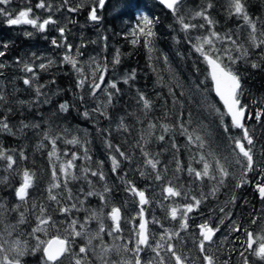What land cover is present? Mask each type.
I'll return each instance as SVG.
<instances>
[{"label": "rangeland", "instance_id": "obj_1", "mask_svg": "<svg viewBox=\"0 0 264 264\" xmlns=\"http://www.w3.org/2000/svg\"><path fill=\"white\" fill-rule=\"evenodd\" d=\"M133 1L138 2L139 5L143 2V0ZM144 1L148 3L150 9L156 0ZM39 2L40 0H30V2L29 0H13L7 6L0 5V7H7L13 15H17L20 10L32 7V15L39 17L41 22L49 16L57 21L56 24L49 25L46 31L41 32L30 25L9 26L6 23L7 17L0 16V26L5 24L15 30L21 29V37L30 36L26 33L32 35L19 50L11 49L12 44L16 41L11 39L16 34L11 36L9 43H6L7 52L6 47H4L6 41L0 33V49L5 53L4 56L0 57V64L3 65V67H0V91L6 74L9 76V84H17L19 80L23 79L24 75L32 81L31 85H26L32 97L25 99V101L30 102L37 113L34 115L30 113L31 110L29 116L23 120V116L20 115V119L16 121H0L7 123L11 129V132L0 131V149L6 150L7 154L13 156L16 160L12 169L21 173L22 176L24 171H28L33 177L32 187L28 190V203L31 204L30 209L33 213L30 216L32 226H36V216L39 215V208L33 209V204L43 205L47 209L46 215H50L61 229L73 218L70 216L76 210L72 209L66 218L60 212L62 207L71 208L72 204H76L77 208L81 207L84 210L83 219L79 220L77 217L79 215L75 214V219H78L81 223L89 215L86 210L90 208L92 210L98 209L97 205L99 203L97 201V205L92 203L88 209L84 200L81 204L79 200L76 201L74 198L68 199L69 191L64 187L65 177L59 171V168L62 164L67 165L68 161H73L77 167L82 169L78 173L75 171L76 167L68 169L71 175L79 177L75 181H88L89 174L92 171L103 172L105 180L102 185L107 184L111 189L110 192L106 193L108 207L103 208L105 217H107V213L112 206L120 207L122 213L121 225L124 229L121 234L122 238L116 239L113 236L102 234L103 243L112 249L108 253H103L100 247L101 242L93 239L90 255L87 258L88 264H105V261H107V264H112V262L120 264L124 259L131 257V253L122 251V246L127 244L130 239L133 226L139 223L138 197L128 190L132 186L144 191L149 200V204L145 205L144 209L149 230L153 235L151 243L153 246L157 242L164 244V247L157 250L161 253L165 264H175L171 254L165 250L167 243H172L175 246L176 252L182 256L184 264H187V260L189 263L195 264L196 259L200 261L199 263L204 264L202 254L197 247L200 241L199 231L192 230L190 227L205 222L219 229L218 236L213 240V243L206 245L208 254L215 257L216 264H231L233 259L235 264H243L241 252H244V255L248 257L249 264H264L251 250L245 251L246 236L244 235V229L250 230L252 228L255 230L253 239L256 241L253 244V249H258L259 243L264 242V233L261 232V229L264 228V199H259L256 189L257 184H260L257 182L258 179L264 183V118H261V112L264 111V92H255L252 89L248 91L249 87L241 84L243 92L241 103L246 107L247 112L253 115L250 122L247 119L244 120L253 143L250 146L247 145L246 141L244 143L246 147L252 149L255 170L248 172L247 176L243 177V180L247 182L237 187L236 185L241 183L243 169L235 163L234 145L230 136L240 138L243 133L238 130L237 135L235 129H230V133L224 131V124L230 126V119L226 121L225 116L222 123L221 117L216 111V109H220L223 112L224 108L213 94L212 88L207 85V81L210 80L209 69L208 71L205 70V74L202 76L200 70L193 68L189 63H183L181 61L182 46H178L170 40L168 33L163 37L162 40L165 41L163 43L160 38H156L161 47L155 41L154 44H148L145 51L148 61L147 74H151L153 79L150 95L153 99L160 100V102L169 99L171 107L174 108L178 117L181 116L183 109L188 108L189 112L186 113L188 117L184 116V119L188 118L194 124L188 128L191 134L185 135L182 131L176 134L172 127L173 123L176 124L175 120H172L173 123L171 124H165V121L161 122V120L166 119L165 116L158 118L155 113L146 112L143 101L140 99L141 95L146 99L145 94H142L138 89L126 91L123 94V100L109 101L110 84L114 81L128 80L136 71L135 69L122 72L116 71L114 60L117 56L111 53L110 48L116 40L124 42L123 45L126 44L128 49H134L133 45H136L138 40L144 41L143 35L133 36L132 32L138 26L143 25L144 17L150 19L147 8H137V5H133L129 9H125L124 6H120L122 4L119 0H108L103 9L97 7L98 0H68L67 5H63V0H45L46 5L50 4L52 6L49 11L36 8L35 5ZM209 4L212 5L211 8H215L220 14L234 16V19L238 18L229 14L230 0L183 2L179 4L177 10L183 17L193 18L197 12L210 10L211 8H208ZM68 7H77L78 10L69 12ZM92 7H97V15L100 16L98 22H93L88 18ZM262 10L263 15H261V18L253 21L256 25L264 19V5L260 8V12ZM5 25L4 27H6ZM59 28L64 29L63 37L60 35ZM103 28H108L110 34L117 31V38L110 40L108 35L103 34ZM250 32L251 29L245 22H240L239 27L231 30L230 34L224 35L225 38L218 36L219 39L212 40L215 46L221 43V45L227 47L229 45H225V43L232 44L227 37L230 36L232 39V35H234L236 44L230 46V55L231 53L234 55L238 46L242 45L243 50L247 48L256 49L264 56V45L254 47L253 43L249 41ZM256 36L255 43H259L261 39H264L259 31H257ZM54 39L61 45L60 47L52 44ZM133 40H137V42L134 44ZM197 43H199L198 40L193 44L194 49ZM68 46H71V51H69ZM204 48L208 50V45H204ZM171 54L174 62L171 61ZM220 54L223 55L224 62L229 63L227 59L229 54L225 52ZM65 55L71 56L73 60L78 62L77 68L81 69V73H78L70 63L64 60ZM1 59H3V62H1ZM202 63L206 65L204 60ZM24 64L30 65L33 72L24 71ZM41 64L46 65L44 70H41ZM97 65L101 68L107 65L103 83L99 81L101 73L97 70ZM5 68H8V70L5 71ZM234 71L239 77L243 75L239 71ZM62 74L68 75L70 79L73 77L76 84L72 97L73 106L66 103L68 106L67 111H62L60 108V105L65 104V102L63 100L58 101L59 98L62 99V95H60L62 87L53 83L57 81L56 77H60ZM82 78L84 83L80 85L79 81ZM143 79L144 74H142L141 80ZM93 83H100V89L96 90L95 95L91 94ZM37 87L40 89L39 95L37 94ZM19 101L18 103L21 104ZM54 101H58V103ZM21 102L25 105V102ZM24 105L21 104V106ZM184 106L186 107L184 108ZM97 108H99V111H95ZM85 112L88 113L87 116L84 115ZM100 112H104L105 115H101ZM11 114L9 112L7 116H11ZM257 114H260L261 119L255 118ZM24 125H27V127ZM149 125H155V128H151ZM162 125H169L167 133H165ZM3 132H7L9 136H22L21 145L11 149V145L15 143L5 140L2 135ZM45 135L48 136V139H45ZM161 135L164 136L163 140L158 139ZM180 135H182L183 140V136L187 140L189 136L193 139V143H189L188 140V144L185 145L186 149L183 151V144L180 145L177 142ZM194 135L203 138L205 143L203 150L198 149L199 142L196 141ZM55 136H60V138L67 141L76 138L79 143L71 145L76 146L78 151H67L65 148L67 144H59L55 140L56 152L50 156L53 149L51 141L56 139ZM117 148H119V152L116 150ZM120 152L125 155L121 156ZM209 152L214 153L215 158L221 159L222 162L225 157L229 161L228 171L230 175L223 185H218L215 181L207 179L203 182L198 181L194 178V175H189L187 171L189 166L201 170L202 165L198 167L197 161H199L201 155ZM21 153L26 158H22ZM79 153H81V157L73 160V154L78 156ZM144 153H148V156L146 157ZM113 158L118 162L115 171H113ZM147 159H152L154 162L158 161L156 170H153L147 164ZM209 160L212 161V157H209ZM96 165L97 170H95ZM85 168L89 169L87 173H85ZM177 168L181 170L177 171ZM54 169L57 174L55 181L52 176ZM3 171L4 168L1 165L0 185L6 181ZM157 173L162 177L159 181L155 179ZM70 180L72 181V179ZM174 180L182 195L181 197L166 199L163 188L167 186L175 187L172 184ZM53 183L61 184V188L52 189V194L57 196L59 203L48 198L49 189ZM92 184L94 185L93 182ZM214 184H216L217 190L214 193L215 195H212L211 188ZM81 186L83 187V183ZM251 191H254L256 196ZM216 195H224L222 201L216 203L218 207H230V212H225L226 216L218 218V214L211 209V201H216L215 198V200H212V197H216ZM78 196H81V194H78ZM192 197L203 198L199 207L189 213L188 223H192V225L189 224L188 230L182 231L179 228V221L170 219V211L175 206H180L182 211L183 205L194 203ZM179 198L188 201L182 204L178 201ZM0 205L5 206V202L0 200ZM16 205H20V207L24 205L25 207L27 204H22L19 201ZM5 208L8 209L7 206ZM9 213V210L5 212L4 209H0V233L9 241L4 247L9 249L8 252L11 256H14L15 253L11 251L13 240L19 239L21 243L26 240L29 247L35 245L36 241L28 235L32 227L28 226V231H23L24 228L9 222L11 216ZM179 215L180 212H178ZM133 217H137V219H133ZM16 218H19V216L17 215ZM253 220H256L255 224L252 223ZM153 221H159V224L153 223ZM104 223L109 226L112 222L105 219ZM11 225L16 226L15 231L12 232L11 236H8L5 227ZM236 226H239L241 231H233ZM87 227L91 232L98 230V224L94 221H90ZM165 229L168 230L167 233ZM49 231V236H44L41 233V238L48 239L51 235L56 234V229H50ZM176 232L179 233L178 236L173 235ZM161 236L164 237L163 241H160ZM169 236H171V240H169ZM176 238L177 241H175ZM86 244V237L76 238L74 251L78 252L79 247ZM118 248H120L119 254L117 253ZM39 254L40 252L25 255L22 258V260L25 259L23 264H43ZM141 255L145 262L153 260V264H156L158 258L151 249H146ZM101 256L104 257L103 260ZM0 260L2 259L0 258ZM66 264H68L67 261ZM72 264H74V261Z\"/></svg>", "mask_w": 264, "mask_h": 264}, {"label": "snow or ice", "instance_id": "obj_2", "mask_svg": "<svg viewBox=\"0 0 264 264\" xmlns=\"http://www.w3.org/2000/svg\"><path fill=\"white\" fill-rule=\"evenodd\" d=\"M13 0H0V5L7 6L11 4ZM30 2V0H29ZM159 3L161 5H164L166 8L172 10L174 14L177 13V9L179 4L181 3V0H159ZM68 0H63V5H67ZM62 5V6H63ZM105 5V0H98L97 7L99 9H103ZM36 8L40 9H47L51 10V5L45 3V0H40L39 3L35 5ZM82 7V5H81ZM97 7H92L89 12V20L93 22H98L100 20V16L97 15ZM212 5L209 4L208 8H211ZM59 10V9H58ZM69 12H75L78 10L77 7H68L67 9ZM33 9L32 7H28L26 9L20 10L17 15H13L12 12H10L7 7H0V16L7 17L6 23L9 26H18V25H30L32 28H36L41 32H44L48 29L49 25H54L57 23L56 20H54L51 16L48 18H45L40 21L39 17H34L32 15ZM230 15H235L239 18H242L245 22V24L251 29V32L249 34V41L253 43L254 47H260L261 45H264V39H261L259 43H255L257 36V25L254 23L251 18L248 16V14L245 11V4L243 3V0H230ZM202 18L204 21L207 22L209 26H211L214 22L210 19V17L206 14V10L202 12L195 13V16L193 18ZM179 22L182 26V29L187 32L190 29H194L197 27V25L185 23L184 17L182 15L179 16ZM152 20L148 19L147 17L143 18V25L138 26V28L132 32L133 36L143 35L144 36V43L146 45L151 43V37L154 36V32L152 31ZM199 27H204L203 24L199 25ZM61 37L64 36V29L59 28ZM27 35H31V33H26ZM211 36L216 37L219 39L218 35L216 33H211ZM261 36H264V33H261ZM230 43L236 44L235 40H232L231 37H227ZM197 40L199 43L196 44L195 50L200 53V55L203 57L204 62L207 64L209 71V76L212 81L213 89L215 91V94L217 97H219V100L223 104L224 111L221 112L220 109H216L217 113L221 117V121L223 123V118L226 116L230 118V126L228 124H224V131L226 133H230V129H238L240 130L243 135L240 138L231 137L234 148L233 153L236 156L235 163L243 169L241 183H238L236 186L240 187L242 186V183L247 182L243 180L244 176H247L248 172H252L255 170L254 167V160L252 155V149L251 147H246L244 141L247 142V145H252L253 141L251 137L249 136V132L247 127L245 126L244 120L246 118V107L241 103V96L243 95L242 89H241V82L239 76L236 74V72L231 67L232 64L236 63L237 59L240 57H233L232 55H228L227 59L229 63L224 62V57L221 55V49L217 48L215 44L213 43V40L210 37H197ZM137 40H133V43L135 44ZM52 44L54 46L60 47L61 45L57 43V41L54 39L52 41ZM204 45H208V50H205ZM4 47H7V45H4ZM69 51H71V46H68ZM237 50H241L243 55H247V51L243 50V46H238ZM230 49H225V53H230ZM5 53L3 51H0V57L4 56ZM64 60L70 63L74 69L77 70L78 73H81V69L77 68V61L73 60L71 56L65 55ZM115 63H119V56L114 60ZM19 63V61H18ZM51 63V62H50ZM253 67H256L257 65L253 64ZM0 67H3L2 64H0ZM41 70H44L46 68V65L41 64L40 65ZM24 71L26 72H33V68L28 65L24 64ZM97 70L100 71L99 81L100 83L104 82V73L107 71V65H104L102 68L97 65ZM134 74L132 77H129V79H133ZM128 80H125V83H127ZM23 83L25 85H31L32 81L31 79L25 78ZM80 85H83L84 79L82 78L79 81ZM100 83H93L92 88V95H95L96 90L100 89ZM110 87L113 89H117L116 83H111ZM37 94H40V89L37 87ZM111 93H108L109 101L111 100ZM4 97L0 96V100H3ZM140 99L143 101V106L145 109H149L151 107L150 102L145 99L142 95ZM67 104H61L60 108L62 111H67ZM95 111H99V108L95 109ZM101 115H105L104 112H100ZM85 116L88 115L87 112L84 113ZM256 119H260V114H257L255 117ZM6 119V118H5ZM27 127V125H24ZM151 128H155V125H149ZM165 133L169 130V125H162ZM181 129L183 133L187 132V129L184 128L183 125H181ZM0 131H7L11 132V129L7 123L0 122ZM59 137H57L58 139ZM45 139H48V136L45 135ZM158 139L163 140L164 136L161 135L158 137ZM196 141L199 142V148L203 149L205 147V143L202 137L196 136ZM189 143H193V139L191 136L188 137ZM53 145L52 152L50 153V156L54 155L56 152V146H55V139L51 141ZM67 143L70 144H78L79 141L76 138H73L71 140H68ZM111 147V145H109ZM118 152L120 151L119 148L116 149ZM238 150V151H236ZM121 156H124L125 154L123 152H120ZM144 155L147 157L148 153H144ZM22 158L23 153H21ZM209 157H212V161L209 160ZM79 157L73 154V160L78 159ZM242 158V159H241ZM0 159L6 160L8 168H12V166L16 163V160L13 158V156L8 155L6 150L0 149ZM214 161V163H213ZM147 164L151 166L153 170L157 169V162H154L152 159H147ZM198 163L202 164L201 170H196L192 167H188L187 171L189 175H194V178L198 181L203 182L205 179L209 181H215L218 185H223L225 180L229 177L230 173L228 171V165L229 161L225 157L223 159V162L219 158H215L214 153H207L206 155H201ZM113 163V171L116 170L118 167V162L115 158L112 159ZM76 165L73 163V161H68L67 165H61L59 168V171L63 173L65 180H64V187L67 188L68 183L70 179H78L79 177L75 175H71L68 171V169L75 168ZM180 168H177V171H180ZM89 169L85 168V173H87ZM53 180L55 181L57 178L56 170H53L52 173ZM91 176H98L100 181L105 180V176L103 172H97L92 171ZM155 179L157 181L161 180L162 177L159 173H157ZM33 183V177L32 174H30L28 171L23 172L22 176V183L19 188H17L16 191V197L17 199L22 203L26 204L28 202V190L32 187ZM170 184V182H169ZM216 184L213 185L212 192L213 194L217 190ZM90 190L86 193V196H98L99 200L101 202V208L99 210H86L89 212V215L85 218L84 222L81 223L78 219L72 218L69 220L67 225L61 229L58 225V223L52 219L50 215H46L47 209L43 205L37 206L36 204H33V209L39 208V215L36 216V226L32 228L31 232L28 234L32 239L36 241L35 245H32L31 247L28 246L27 241L25 240L23 243L19 239H15L12 242L11 251L15 253L14 256H8L4 255L3 259L0 260V264H23L22 258L25 255L29 254H35L36 252H42V262L43 264H66V261L68 264H72L74 261V264H88L87 258L90 255V249L92 246L93 239L99 240L100 247L103 251V253H108L112 249L106 246L103 243V235L107 236H113L116 239L122 238L121 234L123 232V228L121 225V219H122V213L121 208L117 206H112L110 211L107 213V217H105L103 213V208L108 207L107 202V196L106 193L110 192L111 189L105 184L103 186V191H96L95 186L92 184L91 181H89ZM54 188H61L60 183H53L49 189V200L59 203L57 196L52 194V189ZM134 196L138 197V204L140 211L138 213V220L139 223L134 225L131 229L130 233V239L128 240L127 244L122 246V251L125 253H131V257L124 259L120 262V264H153V260H148L145 262L142 257V253L146 249H151L152 252L155 253L156 258V264H165V260L163 257H161V253L157 250L159 248L164 247V244L157 242L155 246L151 243V240L153 238L152 233L149 230L148 226V220L146 218L145 209L144 206L149 204V200L146 197V194L144 191L138 190L135 186L130 187L128 189ZM164 193L166 194L167 198H175V197H181L182 193L177 188L173 186H167L163 188ZM257 191L259 193V196L261 199H264V183L257 184ZM70 190L68 199H73ZM76 199H79V197H75ZM203 198V197H202ZM202 198L197 199L196 197H192V200L194 203H188L186 205H183L182 211L180 209V206H175L171 208L170 211V219L172 221H179V228L182 231H186L189 228L188 223V217L189 213H192L196 208L199 207L200 203L202 202ZM83 201H81V204ZM20 205H16L11 209V211H19ZM0 209H4V211H8L9 209L5 208L4 205H0ZM76 209V211H80L79 208H77L76 204H72L71 208L65 206L60 209V212L62 215H64L67 218L68 213L72 210ZM223 211V209H221ZM178 212H180V215L178 216ZM105 219H109L112 223L109 226H106L104 223ZM133 219H137V217H133ZM90 221H96L98 224V230L95 232H91L88 230L87 225ZM26 222V217L23 212L20 213V218L18 220L19 224H24ZM63 223V222H61ZM153 223L159 224V221H153ZM253 224L256 223V220L252 221ZM15 225L6 226L5 231L8 233V236L12 235V232L15 231ZM162 227V225H161ZM199 228V237L200 241L197 245L199 252L202 254L204 264H216L215 257L213 255L208 254V249L206 248V245H211L213 243V238L215 237L216 233L219 231L218 228H215L211 226L208 222L201 223L197 225ZM50 229H56V234L51 235L48 239H42L40 234L42 233L44 236L50 235ZM167 229H165V232L167 233ZM233 231L239 232L241 231V228L239 226H236L233 228ZM247 240H246V248L245 251H250L258 257L260 260L264 261V242L259 243L258 249H253V243L255 242L253 239V232L249 231L248 229H244ZM261 232L264 233V228L261 229ZM173 235L178 236L179 233H173ZM78 237H86L87 244L85 246H80L78 249V252L74 251L75 247V240ZM0 240L3 242L0 243V253H6L9 251L8 248H5L4 245L8 244L9 241L5 239L2 235H0ZM164 237H160V241H163ZM169 240H171V236H169ZM131 245V247H129ZM168 253L171 254V258L174 260L175 264H184V260L181 255L177 254L175 246L172 243H167L166 249ZM120 248L117 249V253L119 254ZM240 255L243 257V264H249V259L247 256L244 255V252H241ZM101 259L103 260L104 257L101 256ZM105 264H107V261H105ZM112 264H116V262H112Z\"/></svg>", "mask_w": 264, "mask_h": 264}, {"label": "trees", "instance_id": "obj_3", "mask_svg": "<svg viewBox=\"0 0 264 264\" xmlns=\"http://www.w3.org/2000/svg\"><path fill=\"white\" fill-rule=\"evenodd\" d=\"M194 1L195 0H184L183 2L192 3ZM119 2L122 4L120 6H124L125 9H129L130 6L133 5H137V8H141V7L147 8L148 9L147 11H149L150 13V20H152L153 22L152 31L154 32V36L150 38L151 44H154V42L157 41L156 38H160V40L164 39L163 37L167 35L166 33H168V35L170 36V40L175 42L176 45L182 46L181 61H183V63H189L193 68L200 70V75L202 76H204L205 70L208 71V67L207 64L204 65L202 63L203 57L200 56L199 53L194 49L193 44L197 40V37H210L211 39L216 41L215 40L216 37L211 36V33L214 32L218 36L225 38L224 37L225 34H230L229 32L231 30H234L235 28L239 27L240 22H244L242 18L238 17L234 19L235 18L234 16L233 17L229 15L225 16L223 14H220V12L217 11L215 8H211L210 10L206 11V14L214 22L211 26H209L207 22L204 21L202 18L184 17L185 23L197 25L196 28L190 29L189 31L185 32L182 29V26L179 22V16L182 14L178 12V10H177L178 14H174L172 11L167 10L163 5H161L157 1H155V4L150 9L148 3L145 2L144 0L141 5H139L138 2L133 0H119ZM243 3L245 4V11L252 21H256L257 19L261 18V15H263V10L260 12V8L263 7L264 0H243ZM201 24H203L204 27L202 28L199 27V25ZM4 25L5 24H3V26H0V33H2L3 39H5L6 41L5 45H7L6 43H9L11 36L16 34L11 39V40H16L12 44L11 49L19 50L20 48H22L23 44L25 43V40L20 35L21 29L15 30L14 28L7 27L6 25H5L6 27H4ZM257 31H259L260 34L264 33V19L262 22L257 23ZM103 34L108 35V38L110 40H115L117 38V31L115 33L110 34L108 32V28L106 29L103 28ZM234 37L235 36L232 35V40H234ZM163 42L165 41L162 40V43ZM123 43L121 41L116 40L114 42V45L110 48V51L113 55L119 56V63H115L114 68L116 71L119 70L121 72L129 71L131 69H135L136 71L134 73L135 74L134 78L128 79L127 83H125V81H114L119 91L113 88L110 89V93L112 94L111 101L116 102L119 100H123V94L126 93V91L138 89L141 91L142 94H145L146 99L150 102L151 107L149 109H146V112L149 113L153 112L156 114L158 118L165 116L166 119L161 120V122L165 121L164 122L165 124H171L173 123L172 120H175L176 124L173 123L172 127L176 131L179 130L177 127H181V125L183 126L185 125L184 127L193 126L194 124L192 121H190L188 118L184 119V116L188 117L186 113L189 112L188 108H185L186 106H184L185 109H183V111L181 112V116L178 117L174 108L171 107L169 99L164 100V102L162 101L160 102V100H155L151 97L150 88L153 79L151 74H147L148 61H147V53L145 52L147 49V45L144 43V41L141 42L138 40V43L136 45H133L134 49H128L127 45L126 44L123 45ZM156 43L159 45V47H161L159 41H157ZM225 45H229V46L227 47L223 46L221 45V43L216 44L217 47L222 49V52H224V49H230L231 48L230 46H233L232 44H226V43ZM161 50L164 49L161 48ZM0 51L2 50L0 49ZM6 51H7V47H6ZM131 51L132 53H130ZM246 51H247L246 56L242 54L241 50L235 51L234 55L231 53L233 57H240L239 59H237L236 63L231 65V67L233 68V70L239 71L243 74L242 76L239 77L242 86H247L250 89H252V91L262 93L264 92V56H262L261 52L256 49L247 48ZM171 61L174 62V58L172 54H171ZM1 62H3V59H1ZM253 64L257 66L253 67L252 66ZM7 70L8 68H5V71ZM142 74H144L143 80H141ZM25 78L26 77L24 75L23 79L19 80L17 84H9L8 82L9 76L7 74L5 75V79L3 80L0 91V96L4 97L3 100H0V121L2 120L16 121L20 119V115L23 116L22 117L23 120L29 116V112L31 110L32 112L30 113L34 115L35 113H37L35 112V107L33 105L31 106L30 102L25 101V99H29L30 97H32L30 91L27 90L26 85L23 83ZM71 79L68 78V75L62 74L60 75V77H56L57 81L54 80L55 82L53 83L55 85H60V87H62V93L60 94L62 95V99L59 98L58 101L63 100L65 103H69L71 106H73L72 97H73L74 89L76 88V84L74 83L73 77ZM207 85L209 86V88H212L211 79L207 81ZM249 88L248 91L250 90ZM17 99L25 102V105ZM18 101L24 106H21V104H19ZM58 101H54V102L58 103ZM183 103L185 104L184 101ZM9 112L12 113L11 116H7ZM262 118H264V112L262 113ZM226 121H229L228 117H226ZM235 132L238 135V129H235ZM2 135L5 137V140L15 143L11 145L12 147L9 146L11 149L17 148L22 143L21 142L22 136L19 137L9 136L7 132H3ZM55 137H56L55 140H57L59 144H67L65 147L67 151H71V152L78 151L77 147L67 143L66 139H62L60 138V136H55ZM57 137L59 138L57 139ZM66 150H64V152H66ZM78 157H81V153H79ZM76 163L78 164V162ZM1 165L4 168L3 173H4V177H6V181L5 183H2L0 185V200L4 201L5 206H7L9 209L10 212L9 214L11 215L9 222L16 224L20 228H24L23 231H28V226L33 228L32 220H30L31 218L30 216L33 215L32 209H30L31 204L27 202L26 203L27 205L25 207L24 205L21 206L19 208V211H11V209L15 207V205L19 202V200L16 197L15 190L19 188L22 183V174L16 172L12 168H8L6 160L0 159V166ZM201 165H202L201 163H198V167H200ZM80 170L82 169L76 166L75 168L76 173H78V171ZM95 170H97V165ZM93 178L91 174H89L88 181H84V180L75 181V179L72 181L70 180L66 190L67 191L70 190L72 196L76 201L79 200V202H81L84 200L85 205L88 207V209L90 208L92 203H95V205H97L96 204L97 201V203H99V205H97L98 206L97 210H99L101 208L100 200H98L99 197L86 196V193L90 190V187L88 185L89 179L91 182L94 183L96 191H103V185H102L103 181H100L98 176H94ZM82 183H83V187L81 186ZM251 193L255 195L254 191H251ZM78 194H81V196H78ZM75 197H79V199H76ZM93 199H95V201L92 202ZM79 209L80 211L75 212L76 211L75 210L70 217L75 218V214H77L79 215L77 216L78 219L82 220L83 219L82 214L84 213V210L81 207ZM21 212H23L26 217V222L24 224L18 223ZM17 215L19 216V218H16ZM2 242L3 241L0 240V243ZM4 255H8L11 257L9 252H6V253H0V258L3 259ZM39 255L40 258L42 259V252H40Z\"/></svg>", "mask_w": 264, "mask_h": 264}, {"label": "flooded vegetation", "instance_id": "obj_4", "mask_svg": "<svg viewBox=\"0 0 264 264\" xmlns=\"http://www.w3.org/2000/svg\"><path fill=\"white\" fill-rule=\"evenodd\" d=\"M94 28H95V25H94ZM52 32L54 31V30H51ZM30 37H32V35H30V36H28V37H23V39L25 40V42H27L29 39H30ZM39 40H41L40 38H38ZM56 40V39H55ZM57 41V40H56ZM264 111H262L261 112V118H262V113H263ZM247 115L248 116H253V115H251V114H248L247 113ZM179 130L178 131H176V130H174V133H176V134H178L180 131H182V129H181V127H177ZM185 129H187V132L186 133H184L185 135L186 134H191L189 131H188V128H190L189 126H187V127H184ZM182 133H183V131H182ZM181 136L182 135H180V137L177 139V142L180 144V145H182L183 144V147H182V151L183 150H185L186 149V144H188V140L186 139V137L185 136H183L184 137V140L181 138ZM194 136H197V135H194ZM199 150H203V149H201V148H198ZM183 154H184V152H183ZM204 155H206V154H204ZM195 180V179H194ZM259 181H257V182H261L260 181V179H258ZM172 184L175 186V188H177L178 189V187H177V183H176V181L174 180L173 182H172ZM255 185V184H254ZM254 185H253V187H254ZM186 188H187V186H186ZM212 189L213 188H211V191H212ZM255 189V188H254ZM256 190V189H255ZM212 195H215V194H213L212 193ZM223 197H224V195H216V197H212V200H215L216 199V201H211L212 202V205H211V209L213 210V212H216L218 215V218L219 217H222V216H226L227 214H225V212L226 213H228V212H230V207L229 206H220V207H218V204H216L217 202H221L222 201V199H223ZM215 198V199H214ZM220 199V200H219ZM219 200V201H218ZM178 201L180 202V203H182V204H185V202H187V201H185L184 199H182V198H179L178 199ZM215 208H216V210H215ZM221 209H223V211H221ZM212 212V213H213ZM230 218V217H229ZM176 223V222H175ZM174 224V223H173ZM190 225H192V223H189ZM192 230L193 229H195V230H198L199 231V228L197 227V226H192V227H190ZM249 231H252L253 233H254V229H250ZM244 235L246 236V240H247V235H246V233H244ZM217 236H218V233H216V235H215V237L213 238V240L214 239H216L217 238ZM175 241H177V238L175 239ZM175 241H174V243H175ZM254 241H256V240H254ZM254 244V243H253ZM202 261V260H201ZM195 264H201V263H199L200 261L198 260V259H196L195 261ZM264 262V261H263ZM187 264H192L191 262L189 263V261L187 260ZM231 264H235L234 263V259L232 260V262H231ZM251 264V263H250Z\"/></svg>", "mask_w": 264, "mask_h": 264}, {"label": "water", "instance_id": "obj_5", "mask_svg": "<svg viewBox=\"0 0 264 264\" xmlns=\"http://www.w3.org/2000/svg\"><path fill=\"white\" fill-rule=\"evenodd\" d=\"M106 1L107 0H105V3H106ZM158 3H159V0H156ZM184 0H181V3L183 2ZM164 6V5H163ZM165 7V6H164ZM166 8V7H165ZM167 10H169V11H172V10H170V9H168V8H166ZM210 71V70H209ZM212 82V81H211ZM212 89H213V85H212ZM213 93H214V95L216 96V94H215V91H214V89H213ZM216 98L219 100V97H217L216 96ZM219 102L222 104V102L219 100ZM222 106H223V104H222ZM249 116L247 115V118H248ZM230 119V118H229ZM258 197L260 198V196H259V193H258ZM261 199V198H260Z\"/></svg>", "mask_w": 264, "mask_h": 264}, {"label": "bare ground", "instance_id": "obj_6", "mask_svg": "<svg viewBox=\"0 0 264 264\" xmlns=\"http://www.w3.org/2000/svg\"><path fill=\"white\" fill-rule=\"evenodd\" d=\"M98 36V35H97ZM8 52V51H7ZM23 52V51H22ZM13 59V58H12ZM250 89V88H249ZM186 118V117H185ZM245 119H247V121L248 122H250L251 120H252V116H249L248 118H247V111H246V118ZM261 119V118H260ZM202 121V120H201ZM185 124V123H184ZM185 126V125H184ZM196 126V125H195ZM190 127V126H189ZM224 133V132H223ZM264 156V155H263ZM262 182H260V184H261ZM257 189V188H256ZM260 199V198H259ZM260 200H263V199H260Z\"/></svg>", "mask_w": 264, "mask_h": 264}]
</instances>
